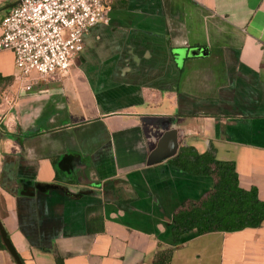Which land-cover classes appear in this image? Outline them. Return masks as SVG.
<instances>
[{"label":"crops","instance_id":"crops-1","mask_svg":"<svg viewBox=\"0 0 264 264\" xmlns=\"http://www.w3.org/2000/svg\"><path fill=\"white\" fill-rule=\"evenodd\" d=\"M103 4L67 72L28 90L0 49V224L20 261L264 264V219L173 241L172 211L212 177L167 162L211 146L264 200V0ZM0 264H17L2 247Z\"/></svg>","mask_w":264,"mask_h":264},{"label":"built area","instance_id":"built-area-1","mask_svg":"<svg viewBox=\"0 0 264 264\" xmlns=\"http://www.w3.org/2000/svg\"><path fill=\"white\" fill-rule=\"evenodd\" d=\"M0 18V49L11 50L14 78L28 90L31 71L64 74L89 26L105 21L103 0H13Z\"/></svg>","mask_w":264,"mask_h":264},{"label":"trees","instance_id":"trees-1","mask_svg":"<svg viewBox=\"0 0 264 264\" xmlns=\"http://www.w3.org/2000/svg\"><path fill=\"white\" fill-rule=\"evenodd\" d=\"M167 162L187 173L212 177L211 187L204 194L183 200L172 211L170 230L173 241L191 228L199 233L236 230L257 226L264 219V200L257 196L256 188L240 187L234 163L215 157L211 146L198 152L191 145H179ZM0 247L5 248L1 240ZM168 257L169 252L163 251L158 262L167 264Z\"/></svg>","mask_w":264,"mask_h":264},{"label":"water","instance_id":"water-1","mask_svg":"<svg viewBox=\"0 0 264 264\" xmlns=\"http://www.w3.org/2000/svg\"><path fill=\"white\" fill-rule=\"evenodd\" d=\"M14 2H12L9 6H11ZM194 53L195 54H205L206 53V47L205 46H201V47H195L194 48ZM36 187H39L40 185L36 184ZM0 240L3 243L5 249L10 253V255L12 256V258L14 259V261L16 263L20 262V258L18 256V254L15 252L8 236L6 235L4 229L2 228L1 224H0Z\"/></svg>","mask_w":264,"mask_h":264}]
</instances>
